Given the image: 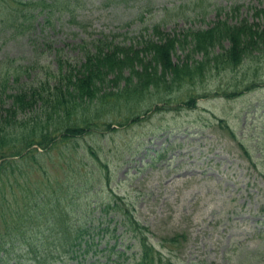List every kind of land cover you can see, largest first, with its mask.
I'll return each instance as SVG.
<instances>
[{"label":"rangeland","instance_id":"obj_1","mask_svg":"<svg viewBox=\"0 0 264 264\" xmlns=\"http://www.w3.org/2000/svg\"><path fill=\"white\" fill-rule=\"evenodd\" d=\"M46 1L54 3L51 9L56 10L53 24L46 27L52 29L40 30L47 10L35 8L33 32L12 36L9 30L1 36L0 62L6 58L15 59V65L33 61L53 70L56 55L45 45L63 48L64 57H80L72 47L82 40L114 33L115 43L142 44L156 24L162 32L181 35L208 28L217 16L233 23L252 19L253 8L264 5V0ZM260 64L262 68H252H261L253 89H244L243 73L248 69L244 65L235 73L208 77L190 87L191 93L199 95L192 109L182 106L184 89H175L173 94L179 97L175 104H162L159 99L142 104L152 111L141 122L116 127L113 133L85 135L107 169L91 158L86 161L82 175L89 178L85 183L82 179L76 189L75 220L84 223L93 218L94 225L104 220L113 225L123 215L112 209L104 215L101 209L116 203L130 209L155 252L176 264H264V60ZM38 73L34 70L27 80L40 77ZM234 74L238 96L215 97L214 90L227 89ZM84 140L81 143L86 145ZM55 155L50 152L49 157ZM42 161L49 166L46 157ZM13 192L18 191L6 190L10 210ZM116 232H122L119 250L136 253L137 235L123 224H117ZM174 237L176 242L167 241ZM6 248L16 254L26 250L18 243ZM32 248L38 251L35 242ZM130 260L120 259L116 264H130ZM15 261L33 264L25 256L9 264Z\"/></svg>","mask_w":264,"mask_h":264},{"label":"trees","instance_id":"obj_2","mask_svg":"<svg viewBox=\"0 0 264 264\" xmlns=\"http://www.w3.org/2000/svg\"><path fill=\"white\" fill-rule=\"evenodd\" d=\"M53 5L46 0H0V38L9 30L12 36L33 32L37 7L47 10L40 30L52 29L46 27L53 24ZM68 14L75 19L72 12ZM251 16L234 23L217 16L208 28L181 35L162 32L156 24L142 44L115 43L116 34H105L73 44L80 57H64L63 48L45 45L56 55L53 70L33 61L15 65V59L6 58L0 62V253L4 252L0 262L9 264L25 256L33 264H116L129 258L118 250L122 232L117 234V224H123L137 235L138 256L130 264H176L155 252L130 209L116 203L101 209L104 215L108 209L123 215L113 225L105 220L94 225L93 218L84 223L75 220L76 189L89 178L82 175L86 161L91 158L107 169L84 138L141 122L152 111L142 104L158 99L175 104L179 99L175 89H184L182 106L192 109L199 95L191 93L190 87L208 77L235 73L244 65L248 66L244 89H253L264 60V5L253 8ZM254 65L261 68L252 71ZM34 70L41 76L27 80ZM237 87L234 74L227 89L217 88L213 94L230 100L238 96ZM220 122L222 127L224 120ZM50 152L57 155L49 157ZM45 157L49 166L43 164ZM26 165L34 169L27 171ZM8 189L18 191L12 193V210ZM167 241L174 243L176 238ZM15 243L26 250L16 254L6 248Z\"/></svg>","mask_w":264,"mask_h":264}]
</instances>
